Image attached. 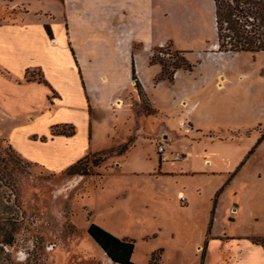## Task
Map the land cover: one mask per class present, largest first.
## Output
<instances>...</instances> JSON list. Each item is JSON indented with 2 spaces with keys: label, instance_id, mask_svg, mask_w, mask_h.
Returning <instances> with one entry per match:
<instances>
[{
  "label": "rangeland",
  "instance_id": "1",
  "mask_svg": "<svg viewBox=\"0 0 264 264\" xmlns=\"http://www.w3.org/2000/svg\"><path fill=\"white\" fill-rule=\"evenodd\" d=\"M161 14L173 38L163 47L183 50L194 66L198 85L185 97L192 101L169 106L158 90L165 108L135 116L122 95L120 105L92 115L85 151L58 170L13 149L11 139L24 152L38 149L25 138L33 126L0 102V264H114L86 234L90 222L132 239L138 264H263L250 238L264 236V51L216 53L212 0H165ZM15 17L0 0V20ZM180 17L183 36L174 25ZM55 111L60 117L66 106ZM161 123L174 133L153 134ZM74 124L73 148L81 149L86 126ZM36 126L45 131L44 121ZM69 126L51 125L44 140ZM97 151L104 156L83 157ZM77 160L78 172H66Z\"/></svg>",
  "mask_w": 264,
  "mask_h": 264
},
{
  "label": "crops",
  "instance_id": "2",
  "mask_svg": "<svg viewBox=\"0 0 264 264\" xmlns=\"http://www.w3.org/2000/svg\"><path fill=\"white\" fill-rule=\"evenodd\" d=\"M5 2L16 17L0 20V102L8 113L23 112L21 116L31 120L29 124L33 127L25 138L33 147L35 144L38 146L35 152H24L14 140L8 139L24 159L50 170L64 168L85 151L88 136L90 140L92 115L97 117L103 110L108 111L112 104L118 106L122 95L131 110L136 112L135 116L144 112L160 113L161 107L165 108V102L159 100L158 90L169 106L175 101L181 105L192 101L185 97L198 85L193 68L190 71L176 69L170 80H158L160 65L148 61L154 47L163 46L168 37L173 39L172 34L163 32L161 13L165 0ZM45 25L50 36L46 34ZM174 25L178 34L185 35L183 17L178 18ZM186 59L190 61L189 56ZM210 59L212 62L216 60ZM216 71L217 68L211 69L207 77H215L219 74ZM218 80L217 84L222 81ZM135 82L149 104L147 107L139 101ZM194 104L195 101L189 108ZM57 106H66L64 115L56 117ZM125 109L127 115L128 107ZM42 121L45 122V131H39L36 126ZM76 121L86 126L85 144L81 149L73 148ZM63 122L71 124L72 135L49 134L47 139H41L51 125ZM139 128L144 130L141 126ZM163 132L174 133V130L162 124L153 134L164 137ZM32 135L40 136L39 140ZM199 171L215 172L212 169ZM208 235L206 232L205 238ZM227 238L213 236L209 239ZM243 243L246 242L235 244ZM199 245L197 243L195 248ZM257 246L261 248L264 264V249Z\"/></svg>",
  "mask_w": 264,
  "mask_h": 264
},
{
  "label": "trees",
  "instance_id": "3",
  "mask_svg": "<svg viewBox=\"0 0 264 264\" xmlns=\"http://www.w3.org/2000/svg\"><path fill=\"white\" fill-rule=\"evenodd\" d=\"M212 3L215 45H217L215 51L222 53L264 51V0H212ZM44 29L46 34L50 36L47 25L44 26ZM162 49L167 50L163 46L154 47L148 60L149 63L157 62L160 65V72L156 79L165 78L170 80L176 69L190 71L193 67L182 55L183 50H173L170 55L171 60H168L158 56V52ZM135 87L140 101L144 94L136 82ZM144 104L145 107L149 105L146 98ZM49 134L70 136L73 134V128L69 126L68 131L51 130ZM43 138L41 137V139ZM129 142L127 140L119 146L116 154H122L129 146ZM91 156L100 157L104 155L97 151L83 157L88 158ZM78 161L68 165L65 171L69 174L77 173L75 166ZM86 234L112 263L138 264L131 259L134 245L132 239L117 237L93 222L87 225ZM250 241L264 248V236L252 237Z\"/></svg>",
  "mask_w": 264,
  "mask_h": 264
},
{
  "label": "built area",
  "instance_id": "4",
  "mask_svg": "<svg viewBox=\"0 0 264 264\" xmlns=\"http://www.w3.org/2000/svg\"><path fill=\"white\" fill-rule=\"evenodd\" d=\"M171 52L166 49H162V51L158 52V56L164 59L171 60ZM156 151L157 154L161 155V153L164 151L163 146L161 144H158L156 146ZM181 157V154L177 151L171 153V158L172 159H179Z\"/></svg>",
  "mask_w": 264,
  "mask_h": 264
},
{
  "label": "bare ground",
  "instance_id": "5",
  "mask_svg": "<svg viewBox=\"0 0 264 264\" xmlns=\"http://www.w3.org/2000/svg\"><path fill=\"white\" fill-rule=\"evenodd\" d=\"M217 45L215 43L212 44V48H215ZM117 105H120V101L117 103Z\"/></svg>",
  "mask_w": 264,
  "mask_h": 264
}]
</instances>
